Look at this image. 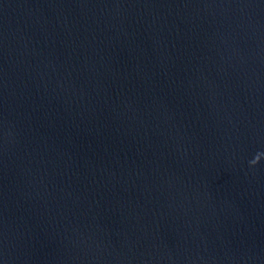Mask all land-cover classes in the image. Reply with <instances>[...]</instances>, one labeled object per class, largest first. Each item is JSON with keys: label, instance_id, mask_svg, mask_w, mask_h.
<instances>
[{"label": "water", "instance_id": "1", "mask_svg": "<svg viewBox=\"0 0 264 264\" xmlns=\"http://www.w3.org/2000/svg\"><path fill=\"white\" fill-rule=\"evenodd\" d=\"M0 264H264V0H0Z\"/></svg>", "mask_w": 264, "mask_h": 264}]
</instances>
